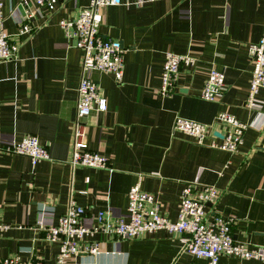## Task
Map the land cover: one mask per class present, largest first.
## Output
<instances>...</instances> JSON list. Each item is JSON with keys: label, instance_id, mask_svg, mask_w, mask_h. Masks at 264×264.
<instances>
[{"label": "crops", "instance_id": "obj_1", "mask_svg": "<svg viewBox=\"0 0 264 264\" xmlns=\"http://www.w3.org/2000/svg\"><path fill=\"white\" fill-rule=\"evenodd\" d=\"M2 1L3 30L18 41L19 58L0 60V146L36 135L51 159L34 166L25 155L0 154V222L10 225L0 236V257L56 264L60 245L40 226L42 207H49L45 220L57 223L73 197L92 226L101 210L125 217L129 190L139 181L172 220L188 182L217 186L220 196L206 208L210 216L233 218L236 240L264 245V87L258 92L262 114L246 106L253 68L249 44L264 32V0H122L103 8L100 32L126 48L124 75L118 81L113 72L91 71L108 109L92 111L86 123L89 148L105 154L111 170L74 168L69 162L82 50L70 45L60 20L75 17L90 0H60L53 12L31 1L35 30L23 34L9 16L18 0ZM168 50H191L199 60L182 64L174 92L162 95ZM212 62L225 70L226 86L216 100L201 96ZM220 112L251 124L234 153L199 145L173 129L178 115L212 123ZM225 132L213 126L217 140ZM85 240H98L101 252L76 255L68 264L208 262L184 252L181 235L164 229L135 238L95 234ZM218 264L264 261L222 255Z\"/></svg>", "mask_w": 264, "mask_h": 264}, {"label": "built area", "instance_id": "obj_2", "mask_svg": "<svg viewBox=\"0 0 264 264\" xmlns=\"http://www.w3.org/2000/svg\"><path fill=\"white\" fill-rule=\"evenodd\" d=\"M34 1L40 8L53 12L58 8L60 0H18L10 9L9 16L20 23L17 34L32 32L35 27L29 18L34 14L30 2ZM122 3V0H90L83 5L75 17H65L60 20L70 45L82 50V74L78 83L77 111L73 122V140L70 157L72 167H93L109 169V158L89 148L87 142V117L94 110L106 111L108 100L100 91V85L91 77L92 70L110 71L118 81L124 75V53L126 48L121 40L105 37L100 32L104 20L105 6ZM130 3V2H126ZM0 0V60L18 59L19 43L3 30L6 14L2 10ZM20 7L25 9L22 13ZM249 54L252 60V76L246 106L262 114L263 100L258 97L261 87H264V32L259 40L249 44ZM199 57L188 50L180 53L172 50L166 52L159 91L162 95H170L177 86L182 64H195ZM226 86L225 70L215 62L209 67L208 76L201 88V96L216 100ZM225 129L219 141L212 135L214 125ZM250 123L238 119L228 112H220L212 123H204L176 116L174 131H181L193 137L195 143L234 153L244 141L246 130ZM0 154L25 155L35 166L43 160L51 159L48 148L36 135H26L21 140H14L8 145L0 146ZM220 196L217 186L188 182L181 194L179 215L176 220L162 214L160 204L154 194L145 191L140 181L135 183L128 193V213L124 217H113L109 210H101L96 216L97 223L92 226L85 224L86 209L77 204L71 197L67 211L57 223L46 221L45 212L49 207L41 209L43 219L40 226L47 231L49 241L59 243L60 253L56 264H68L70 258L80 254L97 255L101 252L100 242L85 240L86 236L103 234L117 236L121 239L135 238L143 233L159 229L181 235L183 251L193 256L206 258L207 264H218L222 255H235L244 259L264 261V245H251L234 238L232 226L234 219L224 217L219 213L207 211L209 204H214ZM10 227L8 223L0 222V236ZM0 264H43L40 260L25 261L20 256L0 257Z\"/></svg>", "mask_w": 264, "mask_h": 264}]
</instances>
